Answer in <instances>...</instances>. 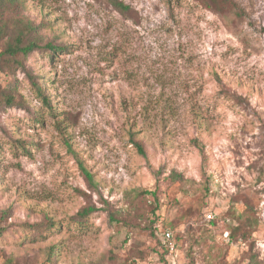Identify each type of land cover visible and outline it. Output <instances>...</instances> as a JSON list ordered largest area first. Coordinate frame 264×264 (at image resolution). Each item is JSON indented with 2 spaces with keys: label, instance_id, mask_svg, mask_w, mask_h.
Wrapping results in <instances>:
<instances>
[{
  "label": "rangeland",
  "instance_id": "rangeland-1",
  "mask_svg": "<svg viewBox=\"0 0 264 264\" xmlns=\"http://www.w3.org/2000/svg\"><path fill=\"white\" fill-rule=\"evenodd\" d=\"M119 1L14 9L69 50L0 72V264H264V0Z\"/></svg>",
  "mask_w": 264,
  "mask_h": 264
},
{
  "label": "trees",
  "instance_id": "trees-1",
  "mask_svg": "<svg viewBox=\"0 0 264 264\" xmlns=\"http://www.w3.org/2000/svg\"><path fill=\"white\" fill-rule=\"evenodd\" d=\"M104 1L119 12L128 11V7L119 0ZM198 2L203 8L211 10L219 15H223L225 12H229L231 8L235 7L232 0H198ZM23 3V0H0V72L3 73H7L21 66L23 59L34 52H40L45 55L48 54V59L52 60L57 53L69 50L68 48L54 46L50 42L43 46L38 44V28L24 21L16 10H14L18 4L22 5ZM2 15L3 17L1 18ZM35 90L41 98L43 105L48 109L49 114L53 116L54 111L51 108L52 106L48 98L42 93L38 85L35 87ZM11 92L12 91H7L0 86V108L4 106L13 107L14 105H22V100L21 102H17ZM33 118L35 122L41 123L42 116L39 115L38 112L34 113ZM131 143L140 155L144 154L141 144L135 141L133 137H131ZM20 147L23 148V145H20ZM200 151L202 153L201 148ZM86 176L89 177L88 174H86ZM93 211L91 207L82 208L71 217L70 221L83 227L86 225V219ZM155 211L156 208L151 210L152 218L155 216ZM153 223L154 222H150L151 225H153ZM26 227V229L32 232L29 238L31 243L38 240L43 241L47 238L48 233L59 229L57 222H53L52 220L31 226L26 225ZM153 227L154 232H156V224H154ZM163 230L172 232L169 228ZM238 231H240L239 226L231 228L230 238H235ZM5 232L6 228L0 223V238Z\"/></svg>",
  "mask_w": 264,
  "mask_h": 264
},
{
  "label": "built area",
  "instance_id": "built-area-1",
  "mask_svg": "<svg viewBox=\"0 0 264 264\" xmlns=\"http://www.w3.org/2000/svg\"><path fill=\"white\" fill-rule=\"evenodd\" d=\"M171 237H172V235H171L170 231L164 230V231L161 232L160 240H161L163 245L167 244L169 247H171V245H170Z\"/></svg>",
  "mask_w": 264,
  "mask_h": 264
}]
</instances>
